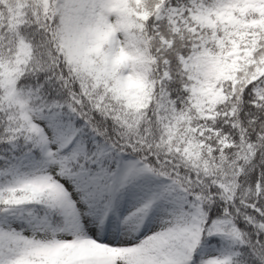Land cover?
Instances as JSON below:
<instances>
[{
  "label": "snow or ice",
  "instance_id": "obj_1",
  "mask_svg": "<svg viewBox=\"0 0 264 264\" xmlns=\"http://www.w3.org/2000/svg\"><path fill=\"white\" fill-rule=\"evenodd\" d=\"M0 264H264V0H0Z\"/></svg>",
  "mask_w": 264,
  "mask_h": 264
}]
</instances>
